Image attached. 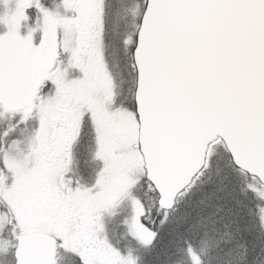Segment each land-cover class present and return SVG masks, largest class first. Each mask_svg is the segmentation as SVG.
<instances>
[{
  "label": "snow or ice",
  "instance_id": "1",
  "mask_svg": "<svg viewBox=\"0 0 264 264\" xmlns=\"http://www.w3.org/2000/svg\"><path fill=\"white\" fill-rule=\"evenodd\" d=\"M0 6V264H264V0Z\"/></svg>",
  "mask_w": 264,
  "mask_h": 264
},
{
  "label": "rangeland",
  "instance_id": "2",
  "mask_svg": "<svg viewBox=\"0 0 264 264\" xmlns=\"http://www.w3.org/2000/svg\"><path fill=\"white\" fill-rule=\"evenodd\" d=\"M61 260L64 262V259H63L62 257L60 258V260H59V261L61 262ZM63 264H64V263H63Z\"/></svg>",
  "mask_w": 264,
  "mask_h": 264
}]
</instances>
